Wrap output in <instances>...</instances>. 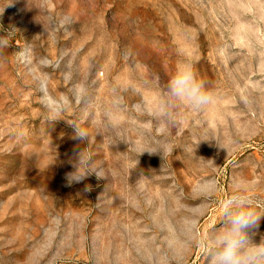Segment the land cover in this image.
I'll list each match as a JSON object with an SVG mask.
<instances>
[{
	"label": "rangeland",
	"instance_id": "374dc122",
	"mask_svg": "<svg viewBox=\"0 0 264 264\" xmlns=\"http://www.w3.org/2000/svg\"><path fill=\"white\" fill-rule=\"evenodd\" d=\"M0 38V264H207L234 177L264 212V0H0Z\"/></svg>",
	"mask_w": 264,
	"mask_h": 264
},
{
	"label": "clouds",
	"instance_id": "9594fccd",
	"mask_svg": "<svg viewBox=\"0 0 264 264\" xmlns=\"http://www.w3.org/2000/svg\"><path fill=\"white\" fill-rule=\"evenodd\" d=\"M0 45L6 46L7 41L0 38ZM212 99L211 92L198 78L192 65L179 63L166 85L167 107H174L179 102L194 110H200L209 105ZM75 136L84 140L87 133L75 126ZM208 161L214 164L212 160ZM91 173H95L98 179L104 177L97 170L87 174ZM85 175H77L76 172L69 174V179L79 181ZM248 183L242 177L233 178L232 192L221 203L220 226L197 241L198 246L204 248L207 264H264V239L259 244L253 241L264 212H257L258 205L247 191ZM216 190L217 184L214 180L205 181L198 186V194L204 198H211Z\"/></svg>",
	"mask_w": 264,
	"mask_h": 264
}]
</instances>
